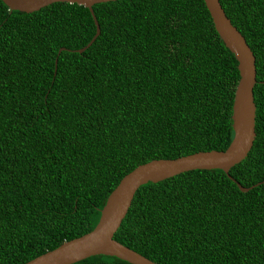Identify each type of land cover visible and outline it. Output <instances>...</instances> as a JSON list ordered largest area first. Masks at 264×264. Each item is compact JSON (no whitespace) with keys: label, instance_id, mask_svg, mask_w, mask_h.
<instances>
[{"label":"trees","instance_id":"1","mask_svg":"<svg viewBox=\"0 0 264 264\" xmlns=\"http://www.w3.org/2000/svg\"><path fill=\"white\" fill-rule=\"evenodd\" d=\"M256 57L257 137L230 170L143 185L114 238L159 264H264V0H220ZM0 0V264L91 232L120 181L155 159L224 151L238 61L204 0ZM62 48L64 50L60 51ZM75 264H129L92 256Z\"/></svg>","mask_w":264,"mask_h":264},{"label":"water","instance_id":"2","mask_svg":"<svg viewBox=\"0 0 264 264\" xmlns=\"http://www.w3.org/2000/svg\"><path fill=\"white\" fill-rule=\"evenodd\" d=\"M12 11L32 13L54 3L85 6L91 11L97 28L88 49L101 34V27L94 12V5L117 0H2ZM214 27L225 46L235 55L239 65L240 80L236 88L232 128L234 138L224 151H200L176 159H155L128 173L109 195L101 210L96 227L89 233L66 241L58 248L46 252L25 264H75L92 256H111L129 264H159L137 251L123 245L114 236L126 218L138 190L145 184L158 183L192 170H223L236 182L242 192L253 189L244 187L230 175V170L247 158L257 137L254 88L257 84L256 57L243 34L233 25L220 0H204ZM64 50L62 48L60 51Z\"/></svg>","mask_w":264,"mask_h":264}]
</instances>
